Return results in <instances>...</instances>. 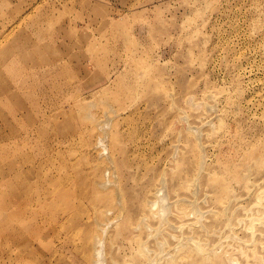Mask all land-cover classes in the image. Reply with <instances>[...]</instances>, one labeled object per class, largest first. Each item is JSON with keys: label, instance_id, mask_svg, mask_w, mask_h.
Masks as SVG:
<instances>
[{"label": "rangeland", "instance_id": "1", "mask_svg": "<svg viewBox=\"0 0 264 264\" xmlns=\"http://www.w3.org/2000/svg\"><path fill=\"white\" fill-rule=\"evenodd\" d=\"M96 236L264 264V0H0V264Z\"/></svg>", "mask_w": 264, "mask_h": 264}, {"label": "bare ground", "instance_id": "2", "mask_svg": "<svg viewBox=\"0 0 264 264\" xmlns=\"http://www.w3.org/2000/svg\"><path fill=\"white\" fill-rule=\"evenodd\" d=\"M103 232H105V230ZM104 238H103V236L102 237L101 236L95 237L94 251H93V262H94V264H106V258L104 256V242H105Z\"/></svg>", "mask_w": 264, "mask_h": 264}]
</instances>
